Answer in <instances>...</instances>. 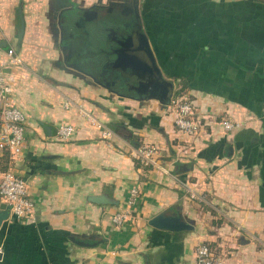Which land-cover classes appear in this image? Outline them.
<instances>
[{
	"label": "crops",
	"instance_id": "crops-1",
	"mask_svg": "<svg viewBox=\"0 0 264 264\" xmlns=\"http://www.w3.org/2000/svg\"><path fill=\"white\" fill-rule=\"evenodd\" d=\"M138 31L173 97L193 101L195 137L151 96L146 60L120 54ZM0 70L27 118L21 153L0 148V181L24 178L35 204L3 224L0 264H196L201 243L224 264H264V0H0ZM146 144L159 167L134 157ZM133 188L138 204L117 226ZM161 214L193 228L152 227Z\"/></svg>",
	"mask_w": 264,
	"mask_h": 264
},
{
	"label": "built area",
	"instance_id": "built-area-1",
	"mask_svg": "<svg viewBox=\"0 0 264 264\" xmlns=\"http://www.w3.org/2000/svg\"><path fill=\"white\" fill-rule=\"evenodd\" d=\"M15 52L9 51L13 56ZM11 88L2 70H0V148L9 151L12 155L20 154L25 141L26 115L15 106L8 95ZM170 109L175 116V126L184 135L195 137L200 129L201 122L194 116L193 101L185 96H174L170 101ZM102 127V126H101ZM223 127L226 131H232L238 127L230 119L223 121ZM75 129L71 125H61L57 134L61 140H69ZM109 130L102 131L103 137L111 136ZM161 151L158 147L151 144L140 146L134 157L145 167H159V158ZM165 174L169 172L162 168ZM190 199L199 203H206L207 197L199 195L188 189ZM140 198L139 189L133 188L127 200V209L117 212L112 220L117 226L127 223L132 214V210L137 206ZM0 199L9 206L11 215L17 221L29 219L34 211L35 204L28 197L27 182L24 178L17 176L11 171L3 173L0 181ZM3 253V244L0 242V255ZM196 264H224L206 243H201L196 248Z\"/></svg>",
	"mask_w": 264,
	"mask_h": 264
},
{
	"label": "water",
	"instance_id": "water-1",
	"mask_svg": "<svg viewBox=\"0 0 264 264\" xmlns=\"http://www.w3.org/2000/svg\"><path fill=\"white\" fill-rule=\"evenodd\" d=\"M94 15L95 12L93 11L85 12V17L87 19H90ZM24 30H25V25L24 22L22 21V26L19 32L20 41L22 40ZM122 46L124 47V51H120V54L121 53L126 54L125 51H130L135 55L136 58L139 56L140 58H144L146 60L147 63L146 67L149 72V78H150V88H152L151 96L158 97L159 101L163 104L169 103L174 94V85L173 83L167 81L164 78L161 69L157 66L147 36L142 31H138L135 33V35L130 36L127 39V41L124 44H122ZM146 88L147 86L142 84L140 89L145 90ZM91 201L99 204L109 203V201L104 199V197H95L92 198ZM9 216H10L9 206L3 203L0 207V230L3 224L6 221H8ZM149 224L154 228L170 231V232L190 231L193 228L188 223H186L180 216L172 217V216H165L164 214L154 217L149 221ZM79 244L83 246L95 245V244H88L82 242H80Z\"/></svg>",
	"mask_w": 264,
	"mask_h": 264
},
{
	"label": "flooded vegetation",
	"instance_id": "flooded-vegetation-1",
	"mask_svg": "<svg viewBox=\"0 0 264 264\" xmlns=\"http://www.w3.org/2000/svg\"><path fill=\"white\" fill-rule=\"evenodd\" d=\"M114 87H116V88H120V89L123 90V88H122L123 85H121V86L118 85V86H117V85L114 84ZM135 91H136L137 93H142V94H147V93H148V91H147V92H144L142 89H136Z\"/></svg>",
	"mask_w": 264,
	"mask_h": 264
},
{
	"label": "trees",
	"instance_id": "trees-1",
	"mask_svg": "<svg viewBox=\"0 0 264 264\" xmlns=\"http://www.w3.org/2000/svg\"><path fill=\"white\" fill-rule=\"evenodd\" d=\"M177 94H180V92H179V93H177Z\"/></svg>",
	"mask_w": 264,
	"mask_h": 264
}]
</instances>
